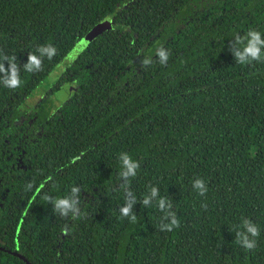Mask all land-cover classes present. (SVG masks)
Masks as SVG:
<instances>
[{
  "label": "trees",
  "instance_id": "16d2710c",
  "mask_svg": "<svg viewBox=\"0 0 264 264\" xmlns=\"http://www.w3.org/2000/svg\"><path fill=\"white\" fill-rule=\"evenodd\" d=\"M249 29L264 39V0H0V264H264V62L236 56Z\"/></svg>",
  "mask_w": 264,
  "mask_h": 264
},
{
  "label": "clouds",
  "instance_id": "9594fccd",
  "mask_svg": "<svg viewBox=\"0 0 264 264\" xmlns=\"http://www.w3.org/2000/svg\"><path fill=\"white\" fill-rule=\"evenodd\" d=\"M261 32L257 31V30H253V29H249L247 36L244 37L243 39H247V37H251L250 40H248L247 46L244 48V51L241 52H237L236 56L238 57V60L243 63L246 58L250 59V61H256V62H264V39L261 38ZM236 40L238 43H242V38L237 36ZM39 51L41 53H46L47 57L49 59H51L52 57H54L56 55V49L49 45L47 47H40ZM159 56L161 58V63L163 64L164 62H166L168 60V54L165 53L162 50H159ZM4 59H8V57H4ZM13 63H12V71H11V75L9 77H7L4 81H3V85L7 88L10 89H16L18 87H20L21 85V80L17 74V66L15 64V58L12 57L11 58ZM145 64L148 63V61H144ZM36 68L38 71L41 70L42 67V61L40 59H38V57L35 54H30L29 55V63L26 65V69L27 71L31 72V70L33 68ZM5 71L3 63H0V72ZM80 157L77 156L73 159V163H75L76 160H79ZM124 166L126 167V171L122 172L121 175L127 179L130 176H135L136 172V168H137V163L133 162L130 157L128 155H123L121 157ZM196 187L199 188L201 190V193L203 194L204 191H206V189L204 188L203 182H197ZM71 191L73 193H76L79 191V189L77 188H72ZM157 194L156 189L152 190V195L155 196ZM47 197H45L46 199ZM135 201H133L134 203ZM56 208L57 210H59L63 215H67L69 211H72L73 213H75L78 209L76 207V201L72 200L70 198H59L56 200ZM144 203L147 204L148 203V199L146 198L144 200ZM164 204L165 202L163 200H161L159 202V207L161 209L164 208ZM131 208H132V203H129L127 207H123L121 209V216H128L131 212ZM75 218V216H74ZM133 220H135V216L132 217ZM173 225H176L177 227H179V222L175 219H173L172 221ZM244 227L247 229V233L251 234L252 239H249L248 235H245L244 233H237L238 235V243L241 242L242 240V246L244 247L245 250H254L257 247V237H259L260 232H259V228L253 224L252 222H250L249 220H244L243 221ZM171 227V226H170ZM65 234H67V230L64 229Z\"/></svg>",
  "mask_w": 264,
  "mask_h": 264
},
{
  "label": "rangeland",
  "instance_id": "374dc122",
  "mask_svg": "<svg viewBox=\"0 0 264 264\" xmlns=\"http://www.w3.org/2000/svg\"><path fill=\"white\" fill-rule=\"evenodd\" d=\"M107 25V22L105 20H102L99 22V24L94 28V31H98L100 29H103L105 26ZM89 36H87L85 39H83V41L81 42V45L84 44L85 40H89ZM78 46V45H77ZM75 49V48H74ZM76 57V53L74 50H72L67 57L59 64L56 66L55 71L45 80L43 81V83H41L37 89L39 88H44L47 87L49 84H51L56 77L62 73L65 68L70 64V62ZM36 89V90H37ZM66 88L63 87V90L59 91L56 93L55 98L56 100H64L65 96H66ZM42 96V93L40 91H37L34 93V95L27 99V105L28 106H33L36 102H38V99Z\"/></svg>",
  "mask_w": 264,
  "mask_h": 264
},
{
  "label": "water",
  "instance_id": "95a60500",
  "mask_svg": "<svg viewBox=\"0 0 264 264\" xmlns=\"http://www.w3.org/2000/svg\"><path fill=\"white\" fill-rule=\"evenodd\" d=\"M82 41H83V40H82ZM82 41H81V42H82ZM81 42H80V43L78 44V46H76L75 49H74V51H75V53H76V57H77L78 54L80 53L81 48L83 47V45L87 44V43L89 42V40H85V42H84L83 45H81ZM76 57H75V58H76ZM75 58H74V59H75ZM74 59H73V60H74ZM73 60H72V61H73ZM72 61H71V62H72ZM13 253L16 254L15 252H13ZM18 255H19L20 257L24 258L22 255H20V254H18ZM24 259H25V258H24Z\"/></svg>",
  "mask_w": 264,
  "mask_h": 264
}]
</instances>
